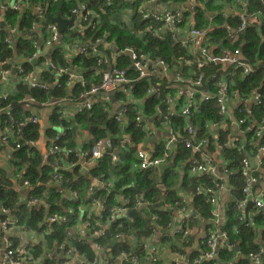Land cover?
<instances>
[{
	"label": "trees",
	"instance_id": "trees-1",
	"mask_svg": "<svg viewBox=\"0 0 264 264\" xmlns=\"http://www.w3.org/2000/svg\"><path fill=\"white\" fill-rule=\"evenodd\" d=\"M12 1L0 0V3L6 2L9 7ZM145 1L147 0L31 1L30 6L39 2L45 11L47 19L43 21L44 25L47 24L46 22L53 23L47 21L48 18L56 17L63 20L73 18L74 24L76 19L71 10L81 5L93 12L90 22L81 24V36H76L73 31L70 32V28L60 34L57 28L59 35L63 36L59 42L49 45L45 35L41 39H33L30 36L33 24L40 22L37 15L32 13V8L24 12H15L10 8L0 11V22L3 24L0 29V74L8 70L6 81L14 82L12 91L3 96L2 90L6 81L0 77V165L8 159V165L0 167V211L2 208L8 209L17 227H21L25 233H30L29 231L44 233L46 246L50 249L57 247L65 252L74 239L77 242L74 250L89 259L95 255L92 244L110 249L113 257H116L120 251L129 253L131 248L125 240L133 236L141 249H143L142 240L153 235L155 238H160L161 242L176 239L178 243L171 245V249L179 254L181 249L189 246L190 235L169 236L162 232H159V235L156 234L157 232L152 233L154 225L163 231L175 214V208L170 210L165 206L183 200L178 195L177 190H179L187 194L188 201L191 200V209L196 213L195 219L191 218L192 222L184 228L193 229L201 221H209L203 238L198 240L199 251L189 255L185 264H250L247 259L248 254L260 249L264 250V210L260 211L251 202H246V196L242 192L245 179L242 176L241 160L245 154L250 157L249 160L255 159L258 156V148L264 146V131L260 140L255 138L256 130L262 123L264 124V0H249L246 11L257 15L259 22L239 32L238 40L233 45L228 43V37L232 31H237L240 20L237 17L227 16L226 8H230L235 0H206L201 5H195L193 10L183 11L185 17H192L195 29L210 28V32L206 34L208 43L219 45L215 51L212 50L214 56L220 57L224 52L240 49L242 59L251 68V73L243 75L241 70H237L232 77L234 85L230 87V91L237 92L242 99H249L256 92L261 95L259 105L250 102V122L242 128L244 135L239 139L237 146L224 147L221 151L220 157L228 172L225 173L219 168V180L206 173L193 174L191 162L200 161L199 156L180 143L176 148V156L172 159L170 156L159 168L147 170L137 168L138 145L147 139L148 125L144 122L153 120L155 127L160 131L163 122L158 119L156 109L161 105L164 114L162 104L166 103L167 99L162 93L159 96H146L151 82L145 78H138V73L132 69L130 59L123 51L132 50L139 57L145 55L152 59H160L169 68L177 64L179 57L189 58L188 50L172 41L170 31L165 32L162 38L150 34L156 23L149 19L141 20L137 12L140 4ZM160 1L168 2L173 8H181V10L189 2V0ZM125 12L132 15L129 26L121 23ZM212 21L214 26H210ZM179 27L188 28L189 24L183 22ZM83 28L86 35L83 33ZM67 33L68 38H66ZM83 37L89 38L92 44L96 39L106 42L109 45L108 50L96 46L95 52L91 48L87 56L78 55L71 58L70 63L67 64L64 59L67 48L65 44L70 46ZM4 39H8L9 43H4ZM64 40L68 42L64 44ZM38 52L43 56L33 60L34 53ZM98 52L109 55L110 60L105 63L103 61L98 66L96 57ZM47 60L54 62L56 71L68 66L71 71L83 76L88 86L91 85L90 83L99 82L101 71L109 66L114 65L126 70L127 78L134 80L133 89L129 98L123 94L115 96L117 102H124L126 112L110 116V99H103L93 103L90 109H82L79 103H73L80 107L73 120L72 117L68 119L62 116L60 112L67 110V105L71 103L73 96H78L82 90L79 85L71 89L64 86L67 76L64 74L57 76L56 72L48 68ZM19 69L23 70V74ZM36 70L40 71L41 83L48 86L46 90L29 88L28 81L22 79L29 72L36 76ZM184 72H188V69L185 68ZM204 73L206 77L204 85L215 94V83L221 80L222 76L220 66H206ZM212 75H215V79L209 80ZM224 78L230 79L227 74ZM167 85V82L162 84L163 88ZM204 85L203 90H206ZM28 98L33 99L34 103L26 102ZM214 105V100L210 103L203 102L199 113L192 119L197 132L201 129L198 133L199 138L204 137L206 121L217 123L221 119L213 108ZM38 107H43L44 110L39 114L38 122L33 124L31 120L35 115L31 109H37L36 112H39ZM130 107L134 109L131 111ZM139 112L145 120L140 127H136L134 118ZM120 115L122 121L128 125L124 130V124L117 122V116ZM19 123L23 124L19 125ZM173 123L180 128L185 125L182 119L177 118H173ZM78 127L95 128L93 139L84 142L80 149L75 143V130ZM247 127L249 129L245 130ZM7 128L12 131V135L8 136L9 142L4 145L1 143V137ZM57 129H64L65 133L54 141ZM226 133L228 131L219 133L220 145L225 143ZM104 139L109 141L108 152L97 160L93 167L83 170L75 154L80 150H89L92 141ZM121 140H125L126 144L120 145ZM31 142L34 144L32 145ZM160 142L155 147L159 152L158 156H161L165 146V143ZM54 145L58 150L51 154ZM240 146L243 147V151H239ZM2 150L8 151V157L3 158ZM116 151H119L117 161L113 160ZM214 151L215 145L210 144L204 152ZM46 154L48 155L44 158ZM259 166V171L254 173L259 180L257 188H261L260 182L264 179V154ZM54 174L60 176L58 181L53 179ZM93 181L96 184H93ZM47 182L50 185H47ZM221 183L231 188L220 227L226 238L216 249V257L205 259L203 256L208 250L205 238L215 229L218 230L211 221L212 206L207 202V198L217 191V186ZM161 186L165 188L164 194L160 190ZM16 188H27L28 195L23 197ZM197 188L202 191L198 193ZM24 199L27 200L26 204L21 202ZM32 199L38 202L29 205ZM94 200L100 202L101 209L98 210L97 215L91 213L92 221H98L102 225L109 221V224L103 227V232L97 237H93L92 232L88 230L84 237L80 236L75 229L79 223L86 221ZM138 200L148 207L136 208ZM125 201L128 203L125 204ZM114 208L124 209L125 213L115 214L113 219H110ZM129 212L132 213L128 215ZM53 214L58 215L61 220L49 224L47 220ZM151 214L155 215V221L149 218ZM3 218L0 214V221ZM249 218L252 222L246 226ZM188 221L190 222V219ZM117 235H121V239L124 240L120 239L110 247L111 240ZM140 248L138 252L142 251ZM32 256L38 261L41 254L34 251Z\"/></svg>",
	"mask_w": 264,
	"mask_h": 264
},
{
	"label": "built area",
	"instance_id": "built-area-1",
	"mask_svg": "<svg viewBox=\"0 0 264 264\" xmlns=\"http://www.w3.org/2000/svg\"><path fill=\"white\" fill-rule=\"evenodd\" d=\"M35 0H13L9 7H7V3H0V11H5L8 8L15 12H24L29 11L32 8V13L36 14L40 19L39 23H34L32 27V31L30 36L33 39H41L43 35L47 37L48 45L51 43L59 42V35L57 31V27L54 23L46 22L44 25L43 21L45 18V11L41 7L39 2L33 3L31 6L29 2ZM57 1V0H53ZM76 1L79 0H69ZM109 1V0H107ZM206 0H189L187 5L182 9L193 10L195 5H201V3ZM249 0H235L230 8H226L227 16L234 18L237 17L240 20V25L237 31H232L228 37V43L233 45L238 40V33L242 32L247 26L258 23V17L255 14H249L246 11V6ZM144 3V2H143ZM143 3L138 7V14L141 20H152L156 23V26L153 30H151L150 34L162 38L165 32L170 31L172 33L171 39L175 43H179L182 48H186L188 50V57H179L177 59V64L174 65L173 68H169L168 65L160 60V59H152L149 56H138L132 50H125L123 53L127 54L132 69L138 73V78H145L151 82V86L146 91V96H159L160 93L164 95V98L167 99L166 103L164 102L165 113H162L161 105L156 109V115L158 119H160L162 123V129L164 130L161 134L165 135L168 139L165 143L163 152L161 156L156 148H153L150 151L143 150V148H137L136 151V159H137V168L140 170H147L150 168H157L163 163H165L170 158V152L173 149V144L177 146L182 144L184 147L190 149L194 154L199 156L200 161H192V172L195 175H199L201 173H206L214 176L217 180H219V168L222 169L223 172H228L223 165V160L220 157L221 151L224 147L237 146L239 139L244 135L242 128L249 121V112H250V102L252 104L255 103L259 105L261 103V95L256 92L249 99H242L237 92L230 91V87L234 85L232 77L235 76L237 70H241L243 75H249L251 73V68L244 62L242 59V54L240 49L236 48L231 52H224V54L220 57L214 56L212 50H216L219 45H212L208 43L206 39V34L210 32V28L206 30H197L194 28L192 17H185L184 12L181 8H171L165 9L163 13H154L150 11L148 8L143 6ZM1 12V13H2ZM72 15L79 21V23L90 22L91 17L93 16V12L90 9H86L83 5L79 7H74L71 10ZM3 15V14H1ZM183 22L189 24L188 28H180ZM0 22V29H1ZM213 21H212V25ZM94 25L92 26V28ZM75 21L73 26L69 29L70 32L75 31ZM4 43H9L8 39L3 40ZM99 46L103 47V49L108 50L109 45L106 42H103L99 39L95 40V43L92 44V41L83 37L82 40H78L70 45L69 49L73 54L77 56H87L89 49ZM95 52V49H94ZM43 54L38 52L34 53L33 60L42 57ZM97 63L98 66L104 61L110 60V56L106 55L103 52L97 53ZM65 62L67 64L70 63L71 56L70 54H66L64 56ZM115 62V59H114ZM48 68L57 73V76H61L62 74L67 76V81H64V86L68 89L73 88L76 85H79L82 90L78 96H73L71 103H79L80 106L85 109H90L92 104L103 100L110 99L111 94L115 96L117 94L126 95L129 98L130 91L133 89L134 80L127 78L126 70H121L112 65L109 69L105 71H101V79L99 82L88 86L87 81L80 74H76L70 70V68L64 67L60 68L56 71L55 64L52 60H47ZM209 65H219L222 71L221 80L215 83L216 93L212 94L209 91L208 86L204 85V81L206 80L204 69ZM188 69V72H184V69ZM19 72L23 74V70L19 69ZM9 74L8 70H4L1 72L0 77L3 81H6L7 76ZM227 74L230 79H225L224 75ZM23 80L28 81L29 88L32 89H40L46 90L47 85L43 83L35 82V75L31 72L24 75ZM215 75H212L209 80H214ZM7 82V81H6ZM167 82V86L163 88L162 84ZM209 81H207V84ZM154 84V85H153ZM203 85L206 87V90H203ZM3 96L5 94H2ZM115 100V98H114ZM211 100L215 101L214 109L217 111V115L221 117L217 123L206 121L204 123V129L206 131L204 133V137L199 138L198 133L201 132V129L197 132L196 127L192 124V119L199 113L200 108L202 107L203 102L210 103ZM116 101V100H115ZM26 102L34 103L33 99L28 98ZM117 102V101H116ZM118 105L121 107L120 112L125 113L126 109L124 105ZM124 104V102L122 103ZM167 104V105H166ZM62 116L70 118V115L67 110L60 112ZM115 116V115H114ZM173 118L182 119L184 122V126L176 127L173 123ZM144 117L142 113H138V116L134 118V124L136 127H140L144 121ZM38 122L37 117H33L31 123L35 124ZM117 122L123 123L122 117L117 116ZM23 123H19L22 125ZM153 124V120H147V139L151 138L155 133L151 125ZM145 125V126H146ZM224 130L228 131L226 136V141L223 145L219 144V133L221 131L218 130L221 127ZM249 129L248 127L245 129ZM18 131V130H17ZM264 131V124L262 123L255 132V138L259 140L262 138ZM64 129H57V132L54 134V141H57L60 136H64ZM12 135V131L10 129H6L4 135L1 137V143L6 145L8 141V136ZM146 141V140H145ZM144 141V142H145ZM33 145L34 143L31 142ZM126 141L121 140L120 145H125ZM215 145V151L213 153H205L206 148L210 145ZM239 151H243V147L240 146ZM51 151H57V146H53ZM109 150V141L104 140H96L92 141L91 148L86 151H78L75 154V157L79 161L78 164L81 166L83 170L89 169L93 167L97 160L103 157V155ZM176 150V149H175ZM246 152V151H245ZM50 154V155H51ZM264 154V146H260L258 148V156L255 159L249 160V156L245 154V157L241 160L242 166V176L245 179V184L243 187V193L246 196V202H251L254 204L258 210H264V186H262V182H260L261 188H257L256 186L259 184L258 178L254 175L256 171H259L260 168V159ZM48 154L44 156L47 157ZM215 155V157H213ZM216 158L221 160V165H218ZM1 160V158H0ZM113 160L117 161L116 157H113ZM253 161V164L251 162ZM72 166V165H71ZM70 166V167H71ZM68 168V167H67ZM53 179L58 181L60 176L58 174H54ZM215 183V182H214ZM47 185H50L47 182ZM196 191L200 193L202 190L197 188ZM225 191L229 195L231 193V188L226 186L224 183H221L217 186V191L210 197L207 198V202L212 206L211 215H212V223L218 227V230L215 229L214 232H211L205 238V245L207 247V252L203 257L205 259H214L216 257V249L219 244H222L226 238L224 232H221V225L224 217V206L220 207L219 197L220 194ZM75 196V193H73ZM38 202L36 199H32L29 202V205H35ZM187 198H183L181 202H175L170 205L167 204L165 207L167 209L173 210L176 209L175 214L167 223L166 228L162 231L159 227L155 225L152 233H156L159 235V232L167 233L170 235H191V228H184L188 223L192 222V219L187 217V213L189 212L187 209ZM27 203V200H26ZM23 203V204H26ZM128 201H125L127 204ZM146 204H143L141 200L136 202L135 207L138 209H143ZM93 208L98 210L101 209V204L99 201L93 202ZM91 207V208H92ZM1 215L4 217L3 220L0 221V232H6L11 228H19L17 227L15 220L13 219L10 211L8 209L2 208L0 211ZM112 216L110 219H113L115 214H123L125 213L124 209L114 208L112 209ZM91 213L95 215L93 211L87 216L86 221L84 222V236L86 235V230L92 232L93 237L99 236L103 232V227L109 224V221L106 222L105 225L100 224L98 221H92ZM178 218H177V217ZM149 218L152 221H155V215L151 214ZM195 217H193L194 219ZM94 219V218H93ZM190 219V222L188 221ZM61 219L58 215H51L47 222L49 224L57 223ZM252 222L251 218L246 222V226L250 225ZM24 232V231H23ZM106 230L104 231V233ZM83 236V237H84ZM121 239V235H117L114 239L119 242ZM160 240V239H159ZM92 248L95 250V255L89 259L84 255H79L75 250L74 246L71 243V246L67 247L65 252H62L60 248H51L55 250L57 253H62L65 259L69 262V260L79 257L80 261L76 262V264H114L116 260H118L119 264L127 263V264H139L140 263V255L136 253L133 249L131 251L125 252L120 251L116 257L110 259L108 257V253L110 249H104L98 245L92 244ZM140 248V247H138ZM142 248L149 252V258L152 260L153 264L158 263L161 260L160 249L157 247L155 243H152L150 247L146 244H142ZM141 249V248H140ZM143 249H141L143 251ZM210 249V250H209ZM35 250H31L28 252H18L13 249H6L3 252L4 263L5 264H36L37 261L32 256ZM250 264H264V250L260 249L257 252L249 253L247 256ZM57 264H65L62 262L56 261ZM175 264H185L181 257L179 256L175 261Z\"/></svg>",
	"mask_w": 264,
	"mask_h": 264
},
{
	"label": "crops",
	"instance_id": "crops-1",
	"mask_svg": "<svg viewBox=\"0 0 264 264\" xmlns=\"http://www.w3.org/2000/svg\"><path fill=\"white\" fill-rule=\"evenodd\" d=\"M164 5H165V7H164ZM143 6L145 8H148L150 11H152L154 13H163L165 9H168L169 7L173 8L172 6H170V4L168 2L163 3L160 0H147L143 3ZM182 11H184V9ZM131 16H132L131 14L125 12L122 15L121 23L126 25V26H129ZM82 24H84V23H82ZM80 26H81V23H79V21L76 19L75 20L76 36L82 35V29L80 28ZM83 33L86 35L85 28H83ZM70 56H71V58H74L77 55L70 53ZM109 68H110V66L108 68H106L105 70H107ZM40 75H41L40 71L36 70L35 82L38 84L41 83ZM3 87H4V89L2 90V94H9L12 91V89L14 88L13 80L11 82H8V81L5 82ZM109 103L111 106L110 116H114V115L118 114L121 110V107L118 105V103L114 99L113 100L110 99ZM119 104L121 106L124 105L122 103H119ZM42 108L43 107H38V109H40L39 112H36L37 109H31V111L35 115L34 117H37V118L39 117V114H41V112L44 110ZM66 109L69 111L68 113H69L70 117H72V120H73V116L75 115V113L77 111H79L80 107L78 106V104L69 103L67 105ZM35 112L37 115L35 114ZM144 123L146 124V122H144ZM126 126H128L127 123H124L123 130L125 128H127ZM151 127L153 128V130L155 132L153 134V136L151 138H149L150 140L148 142L145 141L144 143L138 145V148H143V150H146V152L155 148L157 144L161 143L160 141H162L163 143H166L167 139H168L165 135L161 134L164 131L162 128L160 129V131L157 130V127H155L154 122L151 125ZM218 130L221 131L224 129L221 126L218 128ZM90 132H91V128L89 129V127H80V128L78 127V128H76V130H75V143L77 144V148H79V149L82 148L83 143L86 142L87 140L91 139L90 138L91 137ZM123 137H126V136H123ZM172 146H174V147L170 152L171 159L174 158V156H176V150H175L176 145L173 144ZM2 155H3V158L8 157V151L2 150ZM213 157H215V155H213ZM7 160L8 159H5L4 163H2L0 165V167L8 165ZM216 161H217L218 165H221V160H218V158H216ZM251 164H253V161L251 162ZM159 167H157V168H159ZM93 184H96V182L93 181ZM161 187H163V186H161ZM16 189L21 192V195L23 197L28 195L27 188H16ZM160 190L162 191V189H160ZM164 191H165V188H164ZM164 191H162V194H164ZM177 191H178V195L181 198H187V194L185 192H182L179 190H177ZM228 198H229V195L227 194V192L223 191L220 194V197H219L220 207L226 205ZM25 200L26 199L22 200L21 202L23 203ZM147 207H148V205L144 206V208H147ZM187 209L189 211L187 213V217H189V218L196 217L195 211L191 209V200L190 199L187 202ZM91 211H93L95 213V215L98 214L96 208L92 207ZM208 222L209 221H207V222L201 221L199 225H196L193 227V229L191 231V235H190L189 246L186 249H181V253H179V254L174 252L171 249V245H177L178 241L176 239L172 238V239L168 240V242H161V240H159L160 238H155V235H153V236L144 238L142 241L148 247H150L152 245V243H155L157 245V247L160 249L161 260L156 264H175V261L177 260V258L179 256L181 257L183 262L186 263L187 257L189 255H191L194 252L199 251V250H197L198 249L197 244L199 243L198 240L203 238L204 233H205L204 226L206 227ZM29 232L30 233H25V232H23V229L21 230L19 228H11V229L7 230L6 232H0V264H5L3 252L6 249H13V250H16L18 252H25V253L28 251H31V250H35V251H37V253L41 254V256L38 259L36 264H55L56 261H58V262L60 261V262L66 264V262L68 260L65 259V257L63 256L62 253H59V252L57 253L55 250H52L46 246L45 239H44V233L31 232V231H29ZM75 232L77 234H79L80 236H84V222L79 223L77 225ZM123 240L124 239L122 238L121 241H123ZM72 242L75 244L76 241L73 239ZM125 242L129 245V247L131 249H133L136 253L140 254V256H139L140 257V263L139 264H153L149 258L150 250L145 251L143 249V251L138 252V241L134 236L129 237L127 240H125ZM94 252H95V250H94ZM80 259L81 258H79V257H75V258L69 260V262L67 264H76V262L80 261ZM51 260H52V262H51ZM114 264H119L118 260H116L114 262Z\"/></svg>",
	"mask_w": 264,
	"mask_h": 264
},
{
	"label": "water",
	"instance_id": "water-1",
	"mask_svg": "<svg viewBox=\"0 0 264 264\" xmlns=\"http://www.w3.org/2000/svg\"><path fill=\"white\" fill-rule=\"evenodd\" d=\"M164 7H165V5H164ZM47 21H52L53 23H55L57 25V28H58V31H59L60 34L63 33L67 28H71L72 25H73V18H71L70 20H63L60 17H56V18H48ZM1 25H3L2 22H1ZM59 39H61V37H59ZM114 98H115V95L111 94L110 99L113 100ZM94 129H95L94 127L91 128V132H90L91 133V137H90L91 139H93V131H94ZM118 155H119V151L114 152V156L116 158L118 157ZM262 186H264V179L262 180ZM160 189H162V191H164V187H160ZM23 203H26V200ZM131 213L132 212H129L128 215H130ZM116 243H117V241L111 240L109 246L112 247ZM108 257L110 259H112L113 255L109 252L108 253Z\"/></svg>",
	"mask_w": 264,
	"mask_h": 264
},
{
	"label": "rangeland",
	"instance_id": "rangeland-1",
	"mask_svg": "<svg viewBox=\"0 0 264 264\" xmlns=\"http://www.w3.org/2000/svg\"><path fill=\"white\" fill-rule=\"evenodd\" d=\"M68 37H69V34L67 33V34H66V38H68ZM67 42H68V40H64L63 43L65 44V43H67ZM65 46L67 47V48H66V54H70V53H72V51L69 49L70 46H68L67 44H65ZM136 103H138V102H136ZM133 109H134V107H130V110H131V111H132ZM149 140H150V139H146V142H148ZM205 228H206V227L204 226V230H205ZM150 260H151V259H150ZM151 262H152V260H151ZM152 263H153V262H152Z\"/></svg>",
	"mask_w": 264,
	"mask_h": 264
},
{
	"label": "flooded vegetation",
	"instance_id": "flooded-vegetation-1",
	"mask_svg": "<svg viewBox=\"0 0 264 264\" xmlns=\"http://www.w3.org/2000/svg\"><path fill=\"white\" fill-rule=\"evenodd\" d=\"M77 243L75 242V244L72 242V245L75 246ZM55 264H57V262H55Z\"/></svg>",
	"mask_w": 264,
	"mask_h": 264
},
{
	"label": "clouds",
	"instance_id": "clouds-1",
	"mask_svg": "<svg viewBox=\"0 0 264 264\" xmlns=\"http://www.w3.org/2000/svg\"><path fill=\"white\" fill-rule=\"evenodd\" d=\"M112 240H114V239H112Z\"/></svg>",
	"mask_w": 264,
	"mask_h": 264
}]
</instances>
